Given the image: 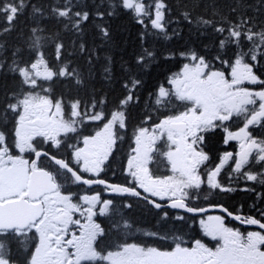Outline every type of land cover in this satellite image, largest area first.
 <instances>
[{
	"label": "snow or ice",
	"instance_id": "6c2138e0",
	"mask_svg": "<svg viewBox=\"0 0 264 264\" xmlns=\"http://www.w3.org/2000/svg\"><path fill=\"white\" fill-rule=\"evenodd\" d=\"M211 7V16L181 13L197 38L212 36V47L180 50L178 70L148 93L146 107L157 119L145 113L134 129L120 184L104 174L157 60L147 40L181 35L169 32L171 8L165 0H0V264H264V209L257 218L192 203L205 186L252 192L264 202V191L249 183L264 188V0H233L218 14ZM122 14L143 30L134 63L122 64L117 76L114 58H102L96 41L105 48L112 43L111 20ZM47 21L55 22V31ZM116 84L122 94L106 112ZM233 119L241 121L236 130L228 126ZM89 124L102 127L83 135ZM216 129H223L225 147L235 142L236 148L213 163L204 145ZM226 169L229 180L244 187L221 183ZM133 201L154 210L160 228L171 225L170 233H143L171 238L167 248L132 238L128 214L139 206ZM214 209L225 215L205 216ZM189 216L201 217V233L215 247L180 234L194 226ZM227 217L258 230L229 227Z\"/></svg>",
	"mask_w": 264,
	"mask_h": 264
},
{
	"label": "trees",
	"instance_id": "16d2710c",
	"mask_svg": "<svg viewBox=\"0 0 264 264\" xmlns=\"http://www.w3.org/2000/svg\"><path fill=\"white\" fill-rule=\"evenodd\" d=\"M34 3H39L40 0H33ZM45 3H53L58 2V0H44ZM87 4H91L93 0H85ZM99 2V0H96ZM168 6L171 8V14L169 19L174 21L169 27V32L171 33L172 29H176L181 33L180 36H175L170 40H165L162 37H149L146 42V46L150 48L152 51L157 53V60L154 62V65L151 67L150 73L144 77L146 82V87L142 89L141 92V102L140 107L133 108L130 112V116L128 119V130L125 132V136L130 137V146L132 145V136L134 133V129L137 125L140 124L145 113H151V110L146 107V101L148 99V93L153 89L154 85L158 81H162L164 77L170 71H177L179 66L182 64V60L179 57L178 53L180 50L184 49L186 46H192L194 50L203 51V45H208L209 49L212 47V36L206 35L204 37L197 38L196 33L193 31L194 26H188L182 20L181 13L185 10H193L197 12H207L209 16L212 15L213 9L211 7L212 4L216 5L217 14L220 11L227 12L228 6L233 3V0H165ZM247 2L251 3L253 0H247ZM207 6V8L205 7ZM19 23L24 25L25 17H21ZM49 31H55L57 25L54 21L46 22ZM112 27V36L113 40L110 45L105 48V46L100 44V41L97 40V45L101 48L100 55L103 58L106 55H111L114 58V69L119 76L120 68L122 64H132L134 63V58L138 52L141 50V40L139 38V33L143 30V26L137 24L133 19H130L129 15L122 14L118 18H113L111 20ZM86 33L89 45L92 43V33L93 26L90 21L86 25ZM17 33H12L11 37L8 39L15 40ZM67 39V38H66ZM170 53H176V55L168 60L164 59V56L169 55ZM231 53H229L230 55ZM219 67V65H217ZM99 80V78H97ZM97 88H100V83L97 82ZM63 91L60 86L56 87V94ZM121 89L118 84L114 86V90L108 93V105L105 109L106 112L110 110H114V101L121 95ZM75 95V93H73ZM81 96H83V91L81 92ZM153 120L157 119L156 113H151ZM97 124H89L84 127V130L89 131L91 129L98 128ZM220 130L214 131L207 135V140L205 143V150L211 156V160L215 163L218 159V156L223 151L220 148V139H221ZM122 146V144H121ZM120 147L116 150V154L112 157V166H120L122 155H120ZM251 186V185H250ZM264 191V188L260 189ZM215 192V193H214ZM210 192L214 193L217 200H223L224 202L231 207H235L238 202H255V198L253 195L247 194V192L239 193V191H235L234 195H221L218 194V191ZM207 194V193H203ZM233 194V193H232ZM202 195V194H201ZM245 203V204H246ZM243 204V203H242ZM128 218L134 221L135 226L146 225V227H150L154 229L155 227L160 228V226L156 222L155 213L153 210H149L148 208L143 209L140 205L138 207H134L132 211L128 214ZM160 230L164 233L172 232L171 225L166 228H160ZM184 232H189L188 229H183ZM192 231V230H191Z\"/></svg>",
	"mask_w": 264,
	"mask_h": 264
},
{
	"label": "flooded vegetation",
	"instance_id": "af4514ba",
	"mask_svg": "<svg viewBox=\"0 0 264 264\" xmlns=\"http://www.w3.org/2000/svg\"><path fill=\"white\" fill-rule=\"evenodd\" d=\"M229 128L231 130H236L239 126H241V121L239 119H234L233 121L229 122ZM128 130V129H127ZM221 139H220V148L223 149L224 151H234L236 148V145L233 147V145H230V149L226 150L228 147H225L223 145V136H224V132L223 129H221ZM94 133V132H93ZM213 133V132H210ZM208 133V135L210 134ZM82 134H83V130H82ZM259 134V133H258ZM120 135L123 137L122 139H119L115 149H114V154H116V150L120 147V155H122V160H121V165L120 166H109V169L106 170V173L104 174V178L105 179H109L112 180V182L115 183H120V184H124L125 183V176L124 174L121 172V169L124 167V165L126 164V160H127V156L130 152V137L125 136V132L121 131ZM235 143V142H232ZM122 144V146H121ZM82 146V145H81ZM55 151V150H53ZM223 151V152H224ZM44 164V166H47V162L44 161L42 162ZM111 164H112V159H111ZM153 171L156 174H162V169L158 170V166L157 165H153L152 166ZM226 171L227 169L222 173L223 174V182L224 185H229L231 184L233 187L239 189L244 187V182L243 181H236V180H229L228 175H226ZM113 172H115V176H113ZM251 185V182H249ZM252 187H256L258 191H261L260 189H262L259 185H251ZM239 193H243L245 191H240L238 190ZM215 193V192H214ZM194 194L195 196H198V198H194L192 203L194 204V206L197 207H208L209 205H224L225 207H227L230 211L234 212V213H239L242 212L244 215H253L257 218H259V209H264V202H261L259 200H257L256 196L252 193V192H247V194L253 195L255 198V202H250L248 201V203H244L242 202H238L236 203L235 207H231L230 205H228L226 203V201L224 202L223 200H217L216 196H214L213 194ZM233 193V194H232ZM218 194L221 195H234V192H230V193H224V192H219ZM236 194V192H235ZM119 203V200L117 201ZM135 204H139L143 209L148 208L146 205H143L142 202H137V201H133ZM243 203V204H242ZM154 211V210H153ZM171 211V210H169ZM206 215H223L222 213H209ZM205 215V216H206ZM199 220L198 216L192 218L189 216L188 219V224L190 225H194L192 228H184V229H188L189 232H184L182 231L180 234L183 235L185 237V239L187 241H191L193 238H201L209 247H215V242L211 241L210 238L207 237H203L201 230L199 228V224L197 223ZM100 222L102 223V226H104L105 228L109 227V222L107 220H104L103 218H101ZM157 222V220H156ZM226 224L229 227H234V228H239L242 232H247L249 230H258L256 226H242L240 225L238 222L232 220L230 217L226 218ZM135 231L133 233V239L136 240L137 242H141V243H146L149 245H154V246H158L161 248H167L170 244H171V238H169V240L165 241V240H154L148 237H145L143 235L144 232H150V231H160L162 234H164V232H162L160 230V228L155 227L154 229H151L150 227H146V225H139V226H135ZM192 230V231H191Z\"/></svg>",
	"mask_w": 264,
	"mask_h": 264
},
{
	"label": "rangeland",
	"instance_id": "374dc122",
	"mask_svg": "<svg viewBox=\"0 0 264 264\" xmlns=\"http://www.w3.org/2000/svg\"><path fill=\"white\" fill-rule=\"evenodd\" d=\"M95 133V132H94ZM94 133H92V134H94ZM198 224H199V220H198V222H197Z\"/></svg>",
	"mask_w": 264,
	"mask_h": 264
},
{
	"label": "water",
	"instance_id": "95a60500",
	"mask_svg": "<svg viewBox=\"0 0 264 264\" xmlns=\"http://www.w3.org/2000/svg\"><path fill=\"white\" fill-rule=\"evenodd\" d=\"M214 210H216V209H214ZM214 210H210V211H214Z\"/></svg>",
	"mask_w": 264,
	"mask_h": 264
}]
</instances>
